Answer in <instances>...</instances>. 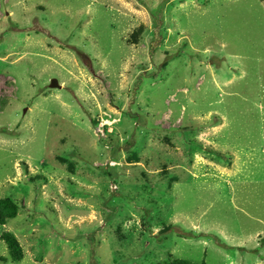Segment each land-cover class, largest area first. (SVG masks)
I'll return each mask as SVG.
<instances>
[{
	"label": "rangeland",
	"instance_id": "obj_1",
	"mask_svg": "<svg viewBox=\"0 0 264 264\" xmlns=\"http://www.w3.org/2000/svg\"><path fill=\"white\" fill-rule=\"evenodd\" d=\"M5 198L0 264H264V0H0Z\"/></svg>",
	"mask_w": 264,
	"mask_h": 264
},
{
	"label": "trees",
	"instance_id": "obj_2",
	"mask_svg": "<svg viewBox=\"0 0 264 264\" xmlns=\"http://www.w3.org/2000/svg\"><path fill=\"white\" fill-rule=\"evenodd\" d=\"M18 211V206L10 199H0V226L5 225L7 220L13 219ZM1 240L7 247L9 258L12 262H19L21 260V249L16 238L8 233L4 232L0 236ZM5 262V258L0 259ZM169 264H192L186 260H174ZM204 264V262H202Z\"/></svg>",
	"mask_w": 264,
	"mask_h": 264
},
{
	"label": "water",
	"instance_id": "obj_3",
	"mask_svg": "<svg viewBox=\"0 0 264 264\" xmlns=\"http://www.w3.org/2000/svg\"><path fill=\"white\" fill-rule=\"evenodd\" d=\"M50 88H60V86L57 84V81L52 79L50 81V85H49Z\"/></svg>",
	"mask_w": 264,
	"mask_h": 264
}]
</instances>
